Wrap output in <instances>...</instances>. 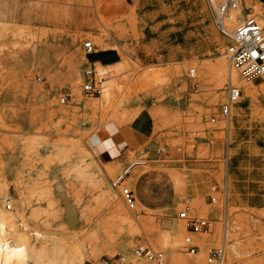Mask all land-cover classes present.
Masks as SVG:
<instances>
[{"label":"rangeland","instance_id":"obj_1","mask_svg":"<svg viewBox=\"0 0 264 264\" xmlns=\"http://www.w3.org/2000/svg\"><path fill=\"white\" fill-rule=\"evenodd\" d=\"M33 1L39 22L0 21V212L7 216L24 200L27 215V224L5 223L9 231L0 235V247L6 244L0 258L16 232L32 248L26 261L16 264H76L78 250L84 264L117 253L126 257L125 264H155L134 256L139 242L162 251L167 264L162 240L169 226L187 229L179 212L213 218L210 240L202 246L216 244L225 199L227 229L230 217L240 225L242 246L233 264H264V77L246 80L237 72L253 88L240 87L228 137L227 123L219 118L225 92L218 90L217 101L210 103L213 90L202 75V65L218 58L229 68L225 38L211 20L207 0ZM85 40L95 49L112 41L119 47L120 64L103 72L94 67L104 84L114 85L107 104L100 94L82 90L93 54L85 53ZM62 91L71 93L70 102H60ZM115 134L123 148L116 157L110 151V158L97 143ZM157 147L165 153L158 156ZM138 148L145 149L148 162L125 181L141 211L135 219L111 180ZM213 184L225 186V197L211 191ZM107 193L140 228L117 221ZM95 230L97 252L89 242ZM186 234L179 247L189 259ZM199 253L206 263L204 251Z\"/></svg>","mask_w":264,"mask_h":264},{"label":"built area","instance_id":"obj_2","mask_svg":"<svg viewBox=\"0 0 264 264\" xmlns=\"http://www.w3.org/2000/svg\"><path fill=\"white\" fill-rule=\"evenodd\" d=\"M207 6L211 20L217 31L225 38L224 55L228 61L230 69L236 70L240 76L249 80L254 77H264V22L259 20L253 13L251 7L242 0H207ZM242 14L238 13V10ZM85 53L95 52V46L91 40L83 42ZM189 76H195V68H190ZM105 77L96 72L94 66L84 70L82 90L88 94H100L104 85ZM195 91L197 84L194 83ZM225 99L220 105L219 118L227 121L232 115L233 107L241 96V89L227 80L224 87ZM72 99L69 91H62L59 96L61 103H68ZM210 122H215L216 117L211 116ZM165 153L164 147H157L156 154L161 156ZM148 162V156L144 148L135 150L134 157L130 159L112 180L111 185L115 188L126 209L131 212L134 218L141 215L137 208L136 198L133 189L125 183L126 177L137 168L144 166ZM211 191L221 192L225 197V186L221 189L219 185L213 184ZM211 201L217 199L216 195H210ZM222 209V232L220 241L216 244L203 246L199 241L193 239V234L209 235L215 227L213 218L209 216H189L187 210H181L179 217L186 221L187 234L184 236V244L189 252H199L201 249L205 253L206 264H223L225 260L227 233H226V200H223ZM5 207L11 208V203L6 202ZM5 243L0 247V253L5 249ZM133 254L137 258H145L155 264H163L164 253L160 250L152 249L148 244L139 242L133 248ZM126 257L120 253L113 255H101L90 264H125ZM2 264V263H0Z\"/></svg>","mask_w":264,"mask_h":264},{"label":"bare ground","instance_id":"obj_3","mask_svg":"<svg viewBox=\"0 0 264 264\" xmlns=\"http://www.w3.org/2000/svg\"><path fill=\"white\" fill-rule=\"evenodd\" d=\"M247 6L252 8L251 13H253V15H255L259 20L264 22V10L262 9V6L260 4H253V5L247 4ZM238 13L242 14L240 9L238 10ZM121 62L119 61V62L111 64V65H101V64L97 63V65H98L99 69H103V70H101L103 72L105 67L118 65ZM226 67H227L226 62L222 58H218L214 62H210V63L202 65L203 78L209 82L211 89L213 90L212 98H211V100L209 99L210 103H212V104L217 101V97L219 96L218 90H220L219 92L224 91L223 88L226 86V83H227L226 82L224 84V81L229 80V78H230V82L232 84L236 85L239 88L240 87L243 88L244 91L249 92L253 88V85L251 83H249V81L247 82L245 79L240 77L238 75L239 73L237 74L236 70H233L230 68L227 69ZM191 68H194V67H191ZM154 72L155 71H153L151 73H154ZM152 75H154V74H152ZM156 75H158V72ZM155 77H157V76H155ZM156 79L159 80L160 78H156ZM223 84H224V87H223ZM101 91H102V93H100V95L98 96V99L100 100L101 103H106L110 99L111 94L115 91L113 83H105L103 86V90H101ZM235 108L236 107L234 106L233 112H234ZM231 123H232V115L230 116V118L226 124L227 130H228V134H227L228 137H229V133H230ZM75 145L80 147L78 144H75ZM93 165H94V167H93L94 171L100 177L103 178V174H102L103 170L101 171V169L98 167L97 164H93ZM109 167L110 166H108V169L110 170ZM113 197H114V195L112 196L111 193H107L108 201L111 203V206H110L111 214L117 219V221L121 225H129L132 229H135V230L138 229L137 226H139V225L134 224L132 222V220L129 219L128 215L125 213L123 205L119 202H114ZM226 214H227V212H226ZM26 217H27V215H26L25 201L24 200L22 202V207L16 208V210L13 209V211L9 215L5 216V215H3V213L0 212V235L4 231H9V229H8L9 226L8 227L6 226V224H5L6 222H8V224H11V223L16 221L19 224H25L26 223ZM138 218H135V219H138ZM110 223H112V222H110ZM139 228H140V226H139ZM142 228H143V225H142ZM36 229H37L36 232L38 235L42 236V233H45L44 229L41 228L40 225ZM10 230H11V227H10ZM185 230L187 232V229H184L181 225H170L169 226L168 233L165 236V238L162 240L163 241V247L166 248L167 251L169 252V258H168L167 264H206L205 262L203 263V261L201 262L200 257H201L202 253H199V252H190L192 257L189 259L182 257V255L180 253V247L179 246H180V242H181V238H182V232ZM226 233H227L228 239H227L226 257H225L224 262H225V264H233L238 259L239 255H240V251H241V246H242L241 239H240L241 238L240 237V225H239V222L236 220V218L230 217L229 227H228V229L226 227ZM12 234H13V238H14V244L12 243L13 246L11 245L12 246L11 249L9 248V251L5 252V254L0 259H1V261L3 259V261L7 264L22 263V262L26 261L25 258H27L28 254H29V248L30 247L27 246L28 245L27 242L25 243V240H24L25 237H23V235L16 234V232H13ZM103 235H105V234L103 233ZM192 236H193V239L195 241H199V243H201V244H205L210 240L209 235L193 234ZM51 239H54V237L51 236ZM89 242H90V245L92 246V250H94V251H96V249L98 250V248H97L99 246L98 230H95L92 232V234L90 235ZM1 246H2V243H1ZM30 246L32 247L33 245H30ZM5 248H6V246H5ZM30 249H32V248H30ZM35 251H36V249H35ZM81 251L78 250L76 253V256H75L76 264H84V257L82 256ZM35 254H37V253L35 252ZM38 254H39V252H38ZM36 259H37V257L35 258V261H36ZM135 264H137V263H135ZM141 264H143V263H141Z\"/></svg>","mask_w":264,"mask_h":264},{"label":"crops","instance_id":"obj_4","mask_svg":"<svg viewBox=\"0 0 264 264\" xmlns=\"http://www.w3.org/2000/svg\"><path fill=\"white\" fill-rule=\"evenodd\" d=\"M250 4L259 3L264 7V0H248ZM0 20L5 22L29 23L34 24L40 21V15L36 3L33 0H15L10 2L0 0ZM113 44L95 49V52L90 55V65L94 66L99 63L101 65H111L120 61L119 47L112 41ZM97 144L100 153H105L108 157L113 158L119 155V151L123 148L122 140L119 136H108L101 139ZM110 151L116 152L115 155H109Z\"/></svg>","mask_w":264,"mask_h":264}]
</instances>
